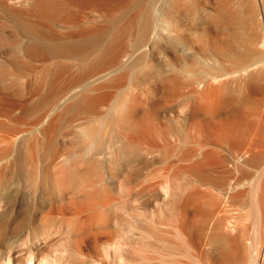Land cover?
I'll return each instance as SVG.
<instances>
[{
	"label": "rangeland",
	"instance_id": "1",
	"mask_svg": "<svg viewBox=\"0 0 264 264\" xmlns=\"http://www.w3.org/2000/svg\"><path fill=\"white\" fill-rule=\"evenodd\" d=\"M262 40L264 0H0V264H264Z\"/></svg>",
	"mask_w": 264,
	"mask_h": 264
},
{
	"label": "bare ground",
	"instance_id": "2",
	"mask_svg": "<svg viewBox=\"0 0 264 264\" xmlns=\"http://www.w3.org/2000/svg\"><path fill=\"white\" fill-rule=\"evenodd\" d=\"M178 18H182L181 16H180V14L178 15V16H176V17H174L173 19H171L172 21L171 22H175V26L176 27H180V21L178 20ZM223 43H224V41H223ZM226 43V42H225ZM217 44V43H216ZM219 44V43H218ZM227 44V43H226ZM260 46H262V47H264V40H262L260 43ZM222 45V44H221ZM227 46V45H226ZM31 47L33 48V49H35V50H37V51H40V49H41V46H40V44H31ZM218 47V46H217ZM254 47H258L259 48V46H257V45H254ZM211 48V47H210ZM221 48H222V46H221ZM213 49H215V48H213ZM224 49H226V47H225V45H224ZM255 49V48H254ZM258 50V49H257ZM261 50V49H260ZM218 51V50H217ZM224 51V50H223ZM223 51H222V53H223ZM244 52H245V50H243ZM211 52V51H210ZM216 52V51H215ZM225 52V51H224ZM238 52V51H237ZM213 53V52H212ZM233 53V52H232ZM242 53V52H241ZM259 53V52H258ZM208 54H210L209 53V51H208ZM213 54H215V53H213ZM212 54V55H213ZM233 54H235V53H233ZM222 55V54H221ZM227 55V54H226ZM238 55H240L239 54V52H238ZM256 55V54H255ZM211 56V55H210ZM223 56V55H222ZM117 57V54L115 55V57L114 58H116ZM193 57H194V55H193ZM208 57V56H207ZM215 57V56H214ZM228 57V56H227ZM234 57H237V56H234ZM113 58V59H114ZM202 58V57H201ZM211 58H212V56H211ZM224 58V57H223ZM239 58V57H238ZM209 59V58H208ZM220 59V58H219ZM229 59V58H228ZM233 59H235V58H232V61H234ZM218 60V59H217ZM225 60H226V58H225ZM224 60V61H225ZM229 60H231V59H229ZM241 60V59H240ZM257 60V59H256ZM208 61V60H207ZM219 61V60H218ZM215 62V61H214ZM260 62H264V60H262V59H259L258 61H254V62H252L251 64H249V65H246L245 67H243L242 68V70L243 71H247V73H248V71L250 70L249 68H251V67H254V68H258L257 67V65H258V63H260ZM220 63V62H219ZM224 63V62H223ZM222 65V64H221ZM242 66V65H241ZM253 68V69H254ZM264 68V67H263ZM252 70V69H251ZM239 71H241L240 69L238 70V72ZM237 73V72H236ZM244 73H246V72H244ZM246 73V74H247ZM232 74V73H231ZM222 76V75H221ZM221 76H214L213 78H212V76H209V77H211L212 79H214V81L216 82V81H220L221 82V80H222V78H221ZM249 76V75H248ZM223 77V76H222ZM200 83H202V82H200ZM207 83V82H206ZM205 84V83H204ZM201 86L203 85V83L202 84H200ZM200 85H199V87H200ZM204 86V85H203ZM203 89V88H202ZM199 91V90H198ZM201 91V90H200ZM199 91V92H200ZM3 140H4V138H2ZM20 263V262H19ZM18 263V264H19ZM20 264H22V263H20Z\"/></svg>",
	"mask_w": 264,
	"mask_h": 264
},
{
	"label": "clouds",
	"instance_id": "3",
	"mask_svg": "<svg viewBox=\"0 0 264 264\" xmlns=\"http://www.w3.org/2000/svg\"><path fill=\"white\" fill-rule=\"evenodd\" d=\"M166 61V65H167V70H166V72H168L169 71V65L171 64L172 65V67L173 68H175V67H178L175 63H173L171 60H169V59H167V60H165ZM151 69H149V71H150Z\"/></svg>",
	"mask_w": 264,
	"mask_h": 264
}]
</instances>
